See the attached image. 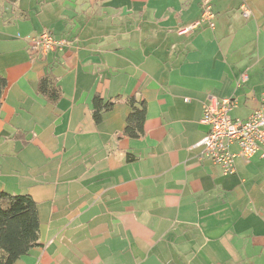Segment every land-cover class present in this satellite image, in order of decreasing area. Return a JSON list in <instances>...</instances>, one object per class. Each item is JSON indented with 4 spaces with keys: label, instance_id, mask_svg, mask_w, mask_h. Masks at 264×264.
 Returning <instances> with one entry per match:
<instances>
[{
    "label": "crops",
    "instance_id": "obj_1",
    "mask_svg": "<svg viewBox=\"0 0 264 264\" xmlns=\"http://www.w3.org/2000/svg\"><path fill=\"white\" fill-rule=\"evenodd\" d=\"M204 1L0 0V193L40 219L18 264H264V144L229 174L198 145L210 97L233 118L261 105L264 0H210L214 26L179 35ZM44 29L68 44L32 52ZM97 96L114 102L99 121Z\"/></svg>",
    "mask_w": 264,
    "mask_h": 264
},
{
    "label": "built area",
    "instance_id": "obj_2",
    "mask_svg": "<svg viewBox=\"0 0 264 264\" xmlns=\"http://www.w3.org/2000/svg\"><path fill=\"white\" fill-rule=\"evenodd\" d=\"M215 13L210 0H205L200 18L190 25L181 27L179 35H188L203 23L214 26ZM68 41L54 36L53 32L44 29L29 38L32 52L46 54L49 50L62 49ZM246 75L242 76L245 81ZM237 105L231 97H210L204 104L202 122L209 126L206 135L199 141L202 147L200 159L207 158L214 164L221 165L225 174L236 169V158L250 159L264 144V93L261 105L247 118H233L231 111ZM238 146L237 151L231 147Z\"/></svg>",
    "mask_w": 264,
    "mask_h": 264
},
{
    "label": "trees",
    "instance_id": "obj_3",
    "mask_svg": "<svg viewBox=\"0 0 264 264\" xmlns=\"http://www.w3.org/2000/svg\"><path fill=\"white\" fill-rule=\"evenodd\" d=\"M8 86L7 79L0 75V104ZM50 88V80L41 82L42 91L50 90L53 98L58 91ZM131 107L127 118L125 133L138 138L144 133L146 120V103L131 97L128 100ZM114 102L103 101L100 97L94 99V117L101 119L102 113L110 110ZM40 244V219L37 203L29 194L9 195L0 193V264H18V260L33 247Z\"/></svg>",
    "mask_w": 264,
    "mask_h": 264
}]
</instances>
